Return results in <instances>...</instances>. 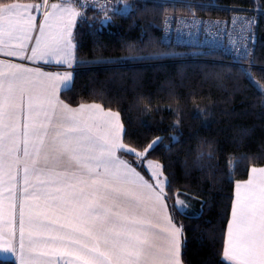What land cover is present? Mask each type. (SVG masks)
I'll return each instance as SVG.
<instances>
[{
    "label": "snow or ice",
    "instance_id": "obj_1",
    "mask_svg": "<svg viewBox=\"0 0 264 264\" xmlns=\"http://www.w3.org/2000/svg\"><path fill=\"white\" fill-rule=\"evenodd\" d=\"M89 6L100 8L102 24L116 11L99 0H0V259L185 264L175 214L189 215V205L151 156L162 139L134 142L118 111L61 99ZM240 24L233 50L248 60L254 21ZM221 254L224 264H264V167L235 182Z\"/></svg>",
    "mask_w": 264,
    "mask_h": 264
},
{
    "label": "trees",
    "instance_id": "obj_2",
    "mask_svg": "<svg viewBox=\"0 0 264 264\" xmlns=\"http://www.w3.org/2000/svg\"><path fill=\"white\" fill-rule=\"evenodd\" d=\"M132 1L128 12L111 4L116 11L108 13L110 23H101L99 9L77 22L76 69L61 99L73 107L99 103L118 111L134 142L162 139L151 156L164 164L173 189L194 203L189 215L175 214L184 228L185 264H224L235 182L247 180L251 167L264 166V94L245 75L249 70L264 89V0H218L216 7L193 0ZM231 12L257 19L246 61L162 42L169 14L211 19ZM0 264L16 263L0 259Z\"/></svg>",
    "mask_w": 264,
    "mask_h": 264
},
{
    "label": "built area",
    "instance_id": "obj_3",
    "mask_svg": "<svg viewBox=\"0 0 264 264\" xmlns=\"http://www.w3.org/2000/svg\"><path fill=\"white\" fill-rule=\"evenodd\" d=\"M59 1L61 0H49ZM114 0H99V3H106L109 7ZM167 3H181L185 0H161ZM208 7H216L218 0H193ZM83 3V0H80ZM92 0H89L91 5ZM111 8V7H110ZM90 9H99L97 7H87L83 9V16L85 17ZM236 21L235 25L233 21ZM242 20H253L254 24L251 29L252 38L248 43V50L250 53L251 47L254 43L255 30L257 26V19L254 15L241 12H231L229 15L223 17H216L211 19H203L193 15H167L161 26L162 42L168 46H185L200 48L209 51H218L224 57L235 61L241 60L235 55L233 44L236 41V34L241 26Z\"/></svg>",
    "mask_w": 264,
    "mask_h": 264
},
{
    "label": "rangeland",
    "instance_id": "obj_4",
    "mask_svg": "<svg viewBox=\"0 0 264 264\" xmlns=\"http://www.w3.org/2000/svg\"><path fill=\"white\" fill-rule=\"evenodd\" d=\"M115 2H116L117 5H120L121 12H128V11H130L131 10V7H132V4H133V1L132 0H114L113 3H115ZM20 3H22V2H20ZM50 3H59V1H52ZM74 32H75V29H74ZM261 89H263V88H261ZM188 205H189L188 212H192V207H193L194 203L188 202Z\"/></svg>",
    "mask_w": 264,
    "mask_h": 264
},
{
    "label": "crops",
    "instance_id": "obj_5",
    "mask_svg": "<svg viewBox=\"0 0 264 264\" xmlns=\"http://www.w3.org/2000/svg\"><path fill=\"white\" fill-rule=\"evenodd\" d=\"M78 21H79V20H78ZM29 66H32V65L29 64ZM75 67H76V65L71 69L72 72L76 69ZM45 69H46V70H55L54 68H53V69H49L48 66H45ZM263 167H264V166H263ZM0 255H3V254H0ZM9 260H13L16 264H18V262H17L15 256H12V258L9 259Z\"/></svg>",
    "mask_w": 264,
    "mask_h": 264
}]
</instances>
